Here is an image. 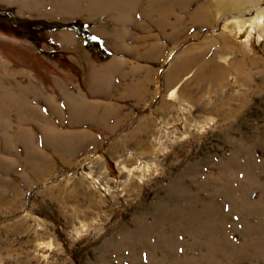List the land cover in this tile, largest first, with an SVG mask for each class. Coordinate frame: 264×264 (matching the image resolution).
<instances>
[{
	"label": "rangeland",
	"instance_id": "374dc122",
	"mask_svg": "<svg viewBox=\"0 0 264 264\" xmlns=\"http://www.w3.org/2000/svg\"><path fill=\"white\" fill-rule=\"evenodd\" d=\"M229 1L0 0V264H264V0Z\"/></svg>",
	"mask_w": 264,
	"mask_h": 264
},
{
	"label": "crops",
	"instance_id": "0c3cea01",
	"mask_svg": "<svg viewBox=\"0 0 264 264\" xmlns=\"http://www.w3.org/2000/svg\"><path fill=\"white\" fill-rule=\"evenodd\" d=\"M96 73L89 72L86 76L87 83L84 84L86 86V92L77 94L76 98H71L68 103L69 115L75 117V121L78 125H83V128L92 124L93 132L101 130V121L102 118H107L110 115V111L115 109L116 104L115 100L123 99L121 95L117 97L113 96L112 85L109 81L112 77L108 74L107 76L104 73H98V75L106 82L105 85H98L92 81L95 78ZM23 91V90H22ZM124 94V93H123ZM86 129H83L85 132ZM81 132V129L78 130Z\"/></svg>",
	"mask_w": 264,
	"mask_h": 264
},
{
	"label": "trees",
	"instance_id": "16d2710c",
	"mask_svg": "<svg viewBox=\"0 0 264 264\" xmlns=\"http://www.w3.org/2000/svg\"><path fill=\"white\" fill-rule=\"evenodd\" d=\"M37 24L41 25L42 27H46L54 30L63 29V28L73 29L84 36L85 44L88 47H92L93 49H96L100 53V55L102 56V60H108L110 58V55L106 53V49L103 46L102 41L100 39L93 38L87 30L88 26L80 21H76L69 24L21 21V25L24 27V31H16L14 27H12L7 23H5L4 26L7 27L9 30H11L18 37L30 40L36 45H38L40 42V37H39V29L36 28Z\"/></svg>",
	"mask_w": 264,
	"mask_h": 264
},
{
	"label": "bare ground",
	"instance_id": "6f19581e",
	"mask_svg": "<svg viewBox=\"0 0 264 264\" xmlns=\"http://www.w3.org/2000/svg\"><path fill=\"white\" fill-rule=\"evenodd\" d=\"M251 0H242L240 2L237 3V1L231 0L226 4V7L228 8V10L230 9H243V7L246 6V4H248V2ZM221 4L223 5L222 2H218L217 6ZM217 8V7H216ZM207 10V9H206ZM261 12V11H260ZM251 23H255L257 21H262V15H260L259 13L257 14L256 18L251 19ZM239 23H241V21H239ZM246 26L245 22H242V29Z\"/></svg>",
	"mask_w": 264,
	"mask_h": 264
}]
</instances>
